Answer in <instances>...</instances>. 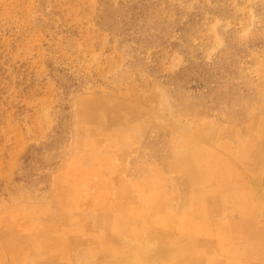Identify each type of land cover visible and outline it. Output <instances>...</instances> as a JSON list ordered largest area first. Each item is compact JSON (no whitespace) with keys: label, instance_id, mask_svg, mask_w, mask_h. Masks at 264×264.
<instances>
[{"label":"rangeland","instance_id":"374dc122","mask_svg":"<svg viewBox=\"0 0 264 264\" xmlns=\"http://www.w3.org/2000/svg\"><path fill=\"white\" fill-rule=\"evenodd\" d=\"M202 219L193 264H264V0H0V264H186Z\"/></svg>","mask_w":264,"mask_h":264},{"label":"bare ground","instance_id":"6f19581e","mask_svg":"<svg viewBox=\"0 0 264 264\" xmlns=\"http://www.w3.org/2000/svg\"><path fill=\"white\" fill-rule=\"evenodd\" d=\"M188 182H190V181H188ZM193 186V185H192ZM194 186H196V185H194ZM199 204H197V206H198ZM177 211V210H176ZM191 211H193V209L191 210ZM174 212H175V210H174ZM128 214V213H127ZM174 217H176V213H175V215H174ZM191 217H192V219H195L196 220V217H194L193 216V214L191 215ZM164 222V220L163 219H161V220H158V221H156V222H154V224L153 225H155V227H153V230H154V232L155 233H158V232H160V230H159V228H158V224L159 223H163ZM175 226V228H176V224L175 225H172L171 227H174ZM203 226H206V221H204L203 219H202V222L200 223V224H197V225H195L194 227H189V230H191V232H192V234H190L192 237H191V240L194 242V245L196 246L195 248H196V254L194 253V252H192V257L193 258H191V259H189V258H185L183 261L186 263V264H193L194 262H196L197 260H199V257L202 255H206V254H208V252H207V247L205 246L206 244L205 243H203V245H199V244H197V242H196V238H197V236L201 233V232H205L206 231V228L205 227H203ZM116 229V225L114 226V230ZM117 229H120L119 227L117 228ZM121 231V230H120ZM136 232H138V231H136ZM132 234V233H131ZM194 235V236H193ZM168 239V238H167ZM201 239V238H200ZM154 243V245H153V247H155L157 250L158 249H160V248H162V246H161V242L159 241V240H156L155 242H153ZM138 247H141V245L140 244H138L137 245ZM141 249H143L142 247H141ZM199 252L201 253V254H199ZM215 257V256H214ZM145 258V257H144ZM144 258H140V259H136V260H133V262H132V264H143L145 261H147L146 259H144ZM213 261H214V258H213ZM209 264H215V262H210Z\"/></svg>","mask_w":264,"mask_h":264}]
</instances>
